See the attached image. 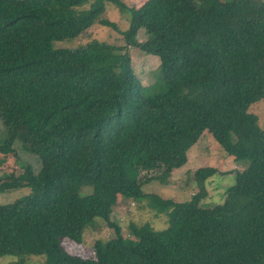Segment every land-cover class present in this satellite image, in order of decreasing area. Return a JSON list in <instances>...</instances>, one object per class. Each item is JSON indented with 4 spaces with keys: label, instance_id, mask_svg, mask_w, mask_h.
<instances>
[{
    "label": "trees",
    "instance_id": "trees-1",
    "mask_svg": "<svg viewBox=\"0 0 264 264\" xmlns=\"http://www.w3.org/2000/svg\"><path fill=\"white\" fill-rule=\"evenodd\" d=\"M127 18L121 31L101 18L105 4ZM94 24L123 45L91 39L61 47ZM142 32L145 40L137 41ZM155 57L143 83L129 50ZM264 101V1L0 0L2 158L15 146L35 157L0 177V194L29 193L0 205V257L44 256L45 264H264V129L252 105ZM240 169L219 204L202 206L205 182L177 202L144 194L123 160L143 158L163 179L187 164L204 135ZM155 173V174H156ZM145 202L167 227L130 222L128 236L110 216L120 201ZM112 231L93 258L66 252L95 220Z\"/></svg>",
    "mask_w": 264,
    "mask_h": 264
},
{
    "label": "rangeland",
    "instance_id": "rangeland-1",
    "mask_svg": "<svg viewBox=\"0 0 264 264\" xmlns=\"http://www.w3.org/2000/svg\"><path fill=\"white\" fill-rule=\"evenodd\" d=\"M126 6L139 7L145 0H121ZM221 2H229L233 0H220ZM264 1V0H261ZM101 18L117 25L123 31L127 27V18L121 14L112 4H105L104 13ZM91 39L113 45L122 46L123 40L120 34L107 27L94 24L90 29L85 31L81 36L66 42L55 43L61 47H77ZM145 37L142 32L137 35V41L143 42ZM131 66L136 75L140 77L143 83L152 82L149 76L150 72H154L158 68V61L155 57L145 56L136 49L129 50ZM249 112L256 115L259 120V126L264 129V101L252 105ZM4 127L0 121V142L4 138ZM15 155H8L2 158L0 155V177L14 174L18 175L20 168L30 164L33 169L39 167L37 159L28 153L23 152L18 146L14 147ZM129 180L138 181L141 184V191L144 194H157L162 198H169L177 202H184L190 199L192 194L197 192L193 188L194 171L199 167H211L217 170V174L208 178L205 182L207 196L201 201V205L208 207L210 205L219 204L222 201V193L233 185L234 172L229 175H220V173L240 169L239 166L232 163L231 159L223 154L217 144L212 141L210 135H204L203 139L193 146L187 156V164L181 168L172 171L165 178L159 180V172H150L143 158L121 161ZM156 173V174H155ZM29 193L28 188H21L15 191L1 193L0 205H5L19 199ZM110 218L116 222L122 230L124 236H128L127 226L130 222L137 225L145 223L150 224L155 231H161L167 227V217L165 215H157L152 211L145 202L135 203L132 200L120 201L114 207ZM96 225L84 226L79 235L74 239H62L61 246L69 254L79 256L84 259L93 258L92 245L96 240L105 241L111 235L112 231L108 230L100 220H95ZM0 264H45L44 256L25 255L19 257L2 256Z\"/></svg>",
    "mask_w": 264,
    "mask_h": 264
}]
</instances>
